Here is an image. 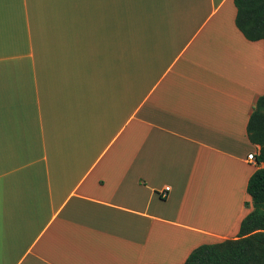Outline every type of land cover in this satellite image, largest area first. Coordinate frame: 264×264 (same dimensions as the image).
<instances>
[{
	"label": "crops",
	"instance_id": "1",
	"mask_svg": "<svg viewBox=\"0 0 264 264\" xmlns=\"http://www.w3.org/2000/svg\"><path fill=\"white\" fill-rule=\"evenodd\" d=\"M235 14L0 0V264H182L237 235L264 39Z\"/></svg>",
	"mask_w": 264,
	"mask_h": 264
},
{
	"label": "trees",
	"instance_id": "2",
	"mask_svg": "<svg viewBox=\"0 0 264 264\" xmlns=\"http://www.w3.org/2000/svg\"><path fill=\"white\" fill-rule=\"evenodd\" d=\"M235 24L249 40L264 39V0H233ZM249 140L259 146L255 156L264 163V93L253 106L246 127ZM246 191L251 210L240 222L238 233L195 247L182 264H264V165L250 175Z\"/></svg>",
	"mask_w": 264,
	"mask_h": 264
},
{
	"label": "built area",
	"instance_id": "3",
	"mask_svg": "<svg viewBox=\"0 0 264 264\" xmlns=\"http://www.w3.org/2000/svg\"><path fill=\"white\" fill-rule=\"evenodd\" d=\"M247 158H248L249 160H251V161H254V160H255V156H254L253 153H249V154L247 155ZM167 190H169V187H168V186H166V187L163 189V191H162V193H161L162 196H165V195H166Z\"/></svg>",
	"mask_w": 264,
	"mask_h": 264
},
{
	"label": "rangeland",
	"instance_id": "4",
	"mask_svg": "<svg viewBox=\"0 0 264 264\" xmlns=\"http://www.w3.org/2000/svg\"><path fill=\"white\" fill-rule=\"evenodd\" d=\"M262 166L264 165V163H260Z\"/></svg>",
	"mask_w": 264,
	"mask_h": 264
}]
</instances>
